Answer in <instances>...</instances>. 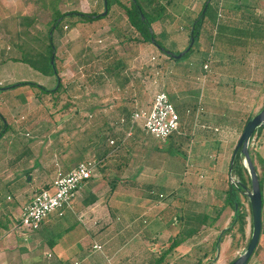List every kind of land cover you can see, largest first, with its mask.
<instances>
[{
  "label": "rangeland",
  "instance_id": "obj_1",
  "mask_svg": "<svg viewBox=\"0 0 264 264\" xmlns=\"http://www.w3.org/2000/svg\"><path fill=\"white\" fill-rule=\"evenodd\" d=\"M204 1L158 0V4L165 7V14L152 23V29L166 52L180 54L189 47L187 44V48L176 53L177 47L182 49L186 45L194 18ZM118 2L129 4L128 0L112 2L107 15L92 22H82L76 15H65L53 29L55 62L61 84L54 93L42 92L29 85L5 87L28 81L47 89L54 88V76L43 75L18 60L26 57L40 61L48 53V28L57 17V10L62 14L69 11L102 13L104 0H53L51 4L38 0L28 12L10 15L0 11V203L13 202L16 198L27 201L35 188L44 186L54 173L64 171V164L73 166L98 151L103 154L110 145L109 122L133 108L149 107L156 92L167 91L166 82L178 65L185 79L179 87L180 98L171 99L176 111L180 116L191 117L185 114L187 105H200L207 109L213 124H220V131L214 135L231 141L227 146L224 142L219 147L212 140L214 135H205L202 139H208L210 143L192 151L193 139L197 137L193 127L196 121L181 123L180 134L174 132L164 141L138 127L135 138L128 139L124 147L113 151L109 160L99 165L98 175L71 202L70 209L73 210L76 204L85 214V224L74 215L68 223L75 230L83 228L85 238L83 253L75 252L74 257L69 253L64 262L229 264L245 248L250 228L247 223L244 237L237 225L224 233L233 215L232 208L224 205V198L227 183L231 181V147L236 145L248 115L257 113L264 104V57L254 52L264 50V0H209L199 29V36L203 34L202 42L198 36L190 46L191 50L181 58H172L170 64L155 45L135 40L139 35L130 26ZM221 18L222 25L230 24L229 27L216 25ZM216 59L231 63L243 60L247 61L246 65L253 62L255 66L249 67L248 74H244L249 70L247 66H241L245 67L244 72H240V67H231L243 80L240 82L234 76L232 83L216 84L217 91L213 93L211 86L210 91L204 90V83L197 80L194 73L200 72L203 61L214 67ZM174 63L177 64L175 68L171 65ZM247 78L255 79L254 84H249ZM201 117L207 120L206 114ZM191 134L195 135L192 140ZM249 145L256 152L257 169L261 173L264 171V126L253 134ZM191 155L200 158L197 162L200 169H205L208 162L222 170V175L207 174L203 170L193 175L197 170L187 159ZM134 157H141L140 160L145 157L156 173L153 184L158 190H153L155 194L149 196L151 188H146L144 184L148 183L143 180V185L139 180L129 182L130 160ZM258 158L263 162L259 163ZM137 164L141 165L136 161L133 166ZM180 164L182 169L187 168L186 171L183 169L184 173L178 172ZM176 171L179 184L177 182L175 187L178 190L169 192L159 184L169 172ZM27 176H30L28 181ZM14 180H21L17 190L11 185ZM112 185L113 191L110 190ZM89 195H95L96 199L85 204ZM242 200L247 208L246 200ZM119 208L123 209L118 214ZM70 209L67 210L69 213ZM135 210L143 212L146 222L127 224L129 214ZM54 214H49L46 220L56 216ZM203 216H206L205 220ZM246 219L249 220V216ZM119 223L127 224L121 232L118 231ZM84 227H93L96 231L92 233ZM222 234L219 246L215 245ZM67 236L69 243L73 241L69 234ZM174 239L180 241L179 245L160 261L159 257ZM94 242L100 243L102 249H92ZM46 247L38 248L36 255L24 263H48L50 259L42 258Z\"/></svg>",
  "mask_w": 264,
  "mask_h": 264
},
{
  "label": "crops",
  "instance_id": "obj_2",
  "mask_svg": "<svg viewBox=\"0 0 264 264\" xmlns=\"http://www.w3.org/2000/svg\"><path fill=\"white\" fill-rule=\"evenodd\" d=\"M37 1L38 0H0V11H2L3 14H4V12H6V14L10 13V15L11 14L15 15L14 12H24V11L28 12V11H31L33 9V7L35 6ZM42 1H45L46 3L51 4V2L53 0H42ZM218 2H220V1H218ZM2 13H0V15ZM223 16H224V14H221L220 17H223ZM220 17H218V18H220ZM247 18H250V16H248ZM221 20H222V18L216 24L217 26H219L221 28H226V26L229 27L230 24L229 25H222ZM224 20L225 19H223V21ZM219 23H221V24H219ZM255 23H257L259 25L261 24L258 21H255ZM209 24L211 25L210 22H209ZM206 27H207V25H206ZM235 28L239 29V27H235ZM153 31L155 34H157L154 29H153ZM250 32H251V30H250ZM251 35H252V32H251ZM202 37H203V34H201V37L199 36L200 42H202ZM188 40H189V38H188ZM188 40H187V43L184 46V48L187 46ZM53 46H54V44H53ZM184 48L179 49L177 47V51L183 50ZM263 51L256 50L254 52L257 53L259 56L264 57ZM164 55L169 60V64H170V62L172 61V57L168 56L166 54H164ZM56 59H57V57H56ZM225 59H228V56H226ZM217 60L218 59L215 60L217 63L214 67L212 66V64L208 63V70L203 69V64H205L207 62V61H203L202 66L200 67V72L196 71L194 73V76H196V79L197 80L201 79L202 82L204 83V90L205 91H207V90L210 91V88L213 87L212 91H213V93H215L217 91V87H214L216 84L221 86V84H226L229 82L232 83L234 76L236 79H238V81L241 82L243 79H241L239 77L240 75H238V74L235 75L234 73H236V72L233 69H231V67H240V68H242L240 70V72H244V71H246L245 67L243 68L241 66H247L246 68H249L251 66L252 67L255 66V63H253V62H248L250 64L246 65L245 63H247V61H243V60H238L237 63H231V62H228V60L218 62ZM19 63H23V62H19ZM171 65L175 68L177 64L174 63ZM250 71H251V69L249 68L248 72H244V74H248V73H250ZM263 76H264V70H263L262 78H263ZM248 78H247V82L249 84H254L255 79L252 78L249 80ZM184 79H185V76L180 72V69L177 65V69L175 68V73L171 71V76H169V80H168V82H166L167 83V85L165 87L167 89L166 93H167L170 100L180 98L179 87L182 84V81H184ZM207 86L208 87L211 86V87L206 88ZM188 96L189 95H187V97ZM173 105H174V103H173ZM198 106L201 107L200 105H197V107H196L194 104L187 105L185 114H188L191 117H187L185 115L180 116V114L177 112L179 115V119H180V125H181V123L188 124V122H190V121H192V122L196 121L195 125L193 124V127L195 128L194 134L197 135V137H196L197 139L195 138L194 134H191L193 136V137H191V140L193 138H195V139H193V143H192V145H193L192 151L195 150V148L198 146H205V145L207 146L210 143V140L202 139L203 136H205V135L213 136L214 134H216L211 129L206 130V129L200 128L199 127L200 124H206V125L211 126V127H218V125H220V124H213V120H211V115H209V116L207 115L208 114L207 109L202 108V107L198 108ZM149 107L142 108V109H148ZM174 107H175V105H174ZM137 109H140V108H137ZM132 110H134V108ZM175 110H176V108H175ZM123 114H125V113H123ZM123 114L120 115L119 117L115 118L112 122H109V125H108V132H109L108 140L114 139L117 144L122 140V138H124L125 132L127 131V125L118 124V120H119V118H121L123 116ZM201 114H206L207 120L203 119L201 117ZM209 114H211V113H209ZM221 126H223V125H221ZM138 127L142 130V127L140 124L135 125L133 128L132 134L127 139H125V141L123 143H121V144L119 143L118 147H115V145H113V146L109 145V146H107L108 148H106V150L103 154H102V152L98 151L96 153V155L93 154L91 157L94 156V157L100 158L101 164L102 165H103V163L105 164V161L107 159L109 160V157L112 156L113 151H115L117 149L119 150L121 148V146L124 147V145L126 144L128 139H134L135 138V133H137ZM179 128H180V126H179ZM177 134H180L179 130H178ZM181 135H182V133H181ZM212 140H214L215 142L214 141L213 142L216 143L217 146L219 145V147H222L224 142H225V146H227L228 141H231V139H228V138L218 139V137H216L215 135H214V138ZM217 140H219V141H217ZM219 142H221V143H219ZM108 144H109V142H108ZM128 145H131V143H128ZM233 146H235V144ZM233 146L231 147L232 152L234 149ZM110 147H112V148L110 149ZM194 156L195 155L187 156V159H189L190 162H192V164H193V165H191V167H194L193 169L197 170V172L192 173L193 175L196 173L197 174L200 173L201 170H203V172H206L207 174L212 173V174H217V176L222 175V170H220L217 166L208 164V162L206 163L207 165L204 166L205 169H203V167L200 169V167L198 166V163H197V162H200L199 161L200 158L197 159ZM87 158H89V157H87ZM87 158H83L80 160L82 161V160L87 159ZM135 158H136V160H135ZM140 158L141 157H134V159H131L132 161L130 160L131 165H130L129 169H131V170L129 171L130 174L127 177L129 178L128 179L129 182H131V181L134 182V181H138V180L140 182L142 180L147 182L148 184H144V186H146V188H149V189L151 188L149 191V196H151V194H155L154 192L158 190V188L155 187L156 185L153 184L154 183L153 182L154 177H155L156 173L154 172L153 169H151L148 166V163L145 161L146 160L145 157H143L142 160H140ZM127 159L128 160L130 159V155L128 156ZM215 159H218V158L215 157ZM230 159H231V157H230ZM80 160H79V162H80ZM136 161L141 163V165L137 164L136 166H133V163L135 164ZM175 161L176 160H174V162ZM215 162H216V160H215ZM76 164H74L73 166H66L64 164V166H63L64 171L62 170L60 172L66 173L68 170H70ZM181 169L182 168H181V164H180V168L178 169V172H181V171L183 172V169L185 171L187 170V168L185 166L182 170ZM141 171L145 172V174L140 173ZM175 173H177V171L176 172H169L167 174L168 176H164L161 179V183L159 185H162L163 187L168 188L169 192L177 191L178 187H175V185L177 182L179 184V181H176V174ZM149 174H152V175H149ZM55 176H56V174L54 173L53 176L51 177V180L44 183L43 184L44 186H42V187L50 186V184H51L52 180L55 178ZM26 181H28V180H26ZM143 181L141 182L142 183L141 185H143V183H144ZM87 184L88 183L85 184V186L82 188L81 191H83V189L86 187ZM11 185L14 186L15 190H17L18 187L21 185V180L12 182ZM153 190H155V191H153ZM31 197H32V194H31V196H29L28 200L24 201V202H22L18 198H16V201H13V202L4 201V202L0 203V264H25L24 261L28 260L31 257L33 258L36 255V250L38 248H43L44 245H47L48 247L43 249L42 258L43 259L48 258L47 261L50 259L48 261V263H45V264H66L67 262H64V261H65V259H67L66 257L69 256V253L73 257H74L75 252L77 254H82L83 253L82 243H83L84 238H85V235H83L84 232L82 233V231H81V230H83V228H81V230H79L80 228L75 230V229H73L72 225H70V223H68V222H70L68 219L70 217H73V215L76 217V220L79 221V216H80V214H82L81 210L77 209L76 204H74L75 206H74L73 210H72V208L70 209L71 206L64 208L62 210L61 216L58 215V212H54V213H56V214H54L56 216H53V218L49 219V220H46L47 219L46 218L42 222V224L39 226L38 229L28 230V229L20 227L18 225L16 217H17V214H18L20 208L24 204H26L30 200ZM68 209L71 210V212H70L71 214L67 211ZM120 209H123V208L117 209L116 212L118 214L121 211ZM167 209L169 210L170 207H168ZM77 211H80V213L77 214L78 213ZM170 211L172 212V210H170ZM138 212H139V210H135L134 212H131L129 214V220L128 221H130V222L127 224L135 223L136 225H140L141 223L146 222V220H144L145 216H143V212L142 213H138ZM117 218H119V217H117ZM174 218L175 217L173 216L172 219H174ZM127 224L124 225L123 223H119L117 225L119 228L118 231L121 232L122 228L126 227ZM85 229H87V228H85ZM87 230L93 231L92 233H95V231H96V230H93V227H91L90 229H87ZM68 234L70 235V238L71 237L73 238V241L71 240L70 243L68 242L69 239H67ZM211 249H212V245L210 247V250ZM47 254H50V257H47ZM218 255H219V253H218ZM218 255H216V256L218 257ZM210 257H212V256H210ZM247 264H264V234L260 235L259 249L251 256V258L249 259Z\"/></svg>",
  "mask_w": 264,
  "mask_h": 264
},
{
  "label": "trees",
  "instance_id": "obj_3",
  "mask_svg": "<svg viewBox=\"0 0 264 264\" xmlns=\"http://www.w3.org/2000/svg\"><path fill=\"white\" fill-rule=\"evenodd\" d=\"M115 1H117V0H106L107 13L109 11L110 5L112 4V2H115ZM128 2H129V4L122 3V2H118V4L124 10L126 18L129 22L130 26L132 28H134L135 31L139 35V37L135 38V40L138 43H141V42L151 43V44L155 45L161 52L170 56L169 54H167L165 47H163L157 41L155 33L152 29V23L163 18L164 14H165V7L162 4L161 5L158 4V0H128ZM208 4H209V0H205L203 2L201 10L199 11L197 17L194 19V22H193V25H192V28L190 31L188 44H190L191 37L194 39V42H195V39L198 38L200 25H201V22L203 20L204 14L207 10ZM107 13H106V15H107ZM57 14H58L57 17L54 18V23L51 26H49V28H48V33H47L48 53L46 55H43L41 57L40 61L38 59H29L26 57H21V59L18 60V61H21L24 63H28L33 69L41 72L43 75L54 76L56 79L55 87L52 89H47L44 86L39 85L38 83H35V82L20 81V82H16V83L7 85L5 88H12V87L19 86V85L20 86L21 85H29V86H33V87H38L42 92H46V93H54L60 89L61 84H60V80L58 77V70L56 68L55 54H54L55 48L53 47V38H52L53 29L61 22V20L63 19V17L65 15H76V16H78V19L82 22H92L95 19L98 20L100 17H102V15L99 12H81V11H69V12H65L62 14V13H59L58 10H57ZM185 48H187V47H185ZM190 50H191V47L189 48V50L187 52H189ZM178 52L179 51H177L176 53H178ZM187 52H184L182 56H184ZM52 57H53V64H51V62H50ZM263 81H264V76H263ZM262 108H264V104L260 108V110ZM128 115H129V113H125V116H128ZM252 116H253V114L248 115V117L245 120V123ZM5 126H6V124H5ZM262 127L258 128L256 130V132L257 133L260 132ZM1 136L2 135H0V137ZM253 149L254 148L250 147V145H249L250 158H251L253 164L255 165V167L257 169L258 165H257V161L255 159L256 152H254ZM242 160H243L242 156L239 153H237L235 160H234V163H233V166H232V169H231V172H230V175L234 177V181L233 182L228 181L227 187L225 190L224 205L225 206L229 205L232 208L233 215H232V219L229 223V226L226 230H224V233L232 230V228L235 225H237V229L239 230L241 236L244 237L246 225H247V223H249V225H250L249 234L246 238V242L244 245V246H246L249 239H250V235H251V227H252V225H251V210H250V205H249L248 199L244 193V188L242 187V185H240V183L243 184L247 189H250L251 182H250V178H249V175L247 173V170L243 165ZM257 160L259 163L263 162L262 158H258ZM257 173H258L259 185H260L261 196H262V210H261V218H262L261 235H262V234H264V200H263L264 171L259 173L258 169H257ZM28 174H29V171L26 172V175H28ZM114 188H115L114 185H112L110 187V190L113 191ZM242 198L244 200H246L247 208L245 207V204H244ZM95 199H96L95 195H89L84 200V203L89 204V203L95 201ZM223 208L224 207H222L221 209H223ZM247 216H249V220L246 219ZM203 219L205 220L206 216H203ZM222 238H223V234L220 236L218 241L216 240L214 242V244L215 245L217 244V246H218L220 241L222 240ZM179 243H180L179 240H175V239L172 240L168 249L165 252H163L162 255L159 257L160 258L159 260L160 261L164 260L165 255L168 254V252H170V250H172L174 247L179 245ZM258 249H259V241H258L256 248L254 249L252 255Z\"/></svg>",
  "mask_w": 264,
  "mask_h": 264
},
{
  "label": "built area",
  "instance_id": "obj_4",
  "mask_svg": "<svg viewBox=\"0 0 264 264\" xmlns=\"http://www.w3.org/2000/svg\"><path fill=\"white\" fill-rule=\"evenodd\" d=\"M218 16H221L218 13ZM203 69L208 70V63L203 64ZM118 124L127 125V131L120 144L127 139L133 131L135 125L140 124L142 130L155 139L164 141L174 132H178L180 119L177 111L168 95L164 91L154 94L148 109H134L128 116H122ZM202 129H211L214 133L220 131L219 127H211L200 124ZM110 145L119 146L114 139L108 140ZM101 159L91 157L78 162L66 173L58 172L52 180L50 186L35 188L30 200L24 204L16 217L18 225L28 230H36L53 212L62 215V210L71 206V202L79 195L82 188L93 177L98 174V167ZM85 214H80L79 221L85 224ZM92 249L101 250L102 245L94 242ZM50 257V254H47ZM73 264H79L74 261Z\"/></svg>",
  "mask_w": 264,
  "mask_h": 264
},
{
  "label": "water",
  "instance_id": "obj_5",
  "mask_svg": "<svg viewBox=\"0 0 264 264\" xmlns=\"http://www.w3.org/2000/svg\"><path fill=\"white\" fill-rule=\"evenodd\" d=\"M104 6L105 9L101 13L102 16H104L107 13L106 9V0H104ZM194 39L191 37L189 47L185 50L188 51L190 46L192 45ZM184 52H181L180 54H172L169 51H167V54H169L172 58H181ZM51 64H53V57L50 60ZM264 126V108L259 110L257 113H255L252 117H250L247 122L245 123L242 132L238 138V141L233 149L231 159H230V165H229V173L231 172L236 154L239 153L243 158V165L247 170V173L250 178L251 187L250 189H247L243 184L242 187L244 188V193L248 199L250 210H251V235L250 239L245 246V248L242 250V252L229 264H247L249 258L251 257L254 249L256 248V245L259 241L260 235H261V229H262V218H261V210H262V196H261V189L259 185V178L258 173L255 165L253 164L250 154H249V144L250 140L253 136V134L256 132V130L260 127ZM231 177V182L234 181V179ZM30 177L27 176V180H29Z\"/></svg>",
  "mask_w": 264,
  "mask_h": 264
},
{
  "label": "flooded vegetation",
  "instance_id": "obj_6",
  "mask_svg": "<svg viewBox=\"0 0 264 264\" xmlns=\"http://www.w3.org/2000/svg\"><path fill=\"white\" fill-rule=\"evenodd\" d=\"M232 262V261H231Z\"/></svg>",
  "mask_w": 264,
  "mask_h": 264
}]
</instances>
